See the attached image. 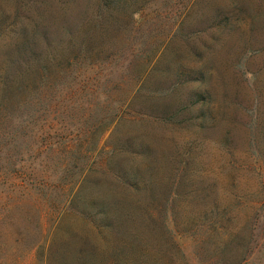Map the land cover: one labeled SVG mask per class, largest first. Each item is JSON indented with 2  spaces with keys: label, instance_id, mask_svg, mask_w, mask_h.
Returning a JSON list of instances; mask_svg holds the SVG:
<instances>
[{
  "label": "rangeland",
  "instance_id": "374dc122",
  "mask_svg": "<svg viewBox=\"0 0 264 264\" xmlns=\"http://www.w3.org/2000/svg\"><path fill=\"white\" fill-rule=\"evenodd\" d=\"M0 99V264H264V0H0Z\"/></svg>",
  "mask_w": 264,
  "mask_h": 264
},
{
  "label": "trees",
  "instance_id": "16d2710c",
  "mask_svg": "<svg viewBox=\"0 0 264 264\" xmlns=\"http://www.w3.org/2000/svg\"><path fill=\"white\" fill-rule=\"evenodd\" d=\"M79 53L82 54V51L79 50ZM87 58V56L78 55L75 64L78 65L80 59L81 62L87 61ZM42 59L43 57L41 59L36 58L35 60ZM28 69L26 71H28ZM23 92L22 89L17 87L15 95L23 94ZM38 94L39 91L37 90L35 96H38ZM14 105L15 110L12 111L10 119L14 121L15 125H6V128L9 127L6 132L8 136L4 138L2 144V147L7 150V153H10V156L5 158L6 166L0 171V186H4V192L6 190L2 198L3 203L1 204L4 208H9L13 201L24 199L29 195L39 199L47 198L49 192H52L54 188L50 182L49 175L42 169V166L39 165L35 167L37 169L34 170L31 163H29L30 158L25 156L27 148L25 144V137L27 135L26 127L29 125L28 119H30L35 112L33 108L30 107L31 101L27 103L25 100H16ZM5 106V100L0 99V110H6ZM15 120L17 121V125ZM37 148L36 152L39 156L42 152L39 151V147ZM5 179H7V181Z\"/></svg>",
  "mask_w": 264,
  "mask_h": 264
}]
</instances>
